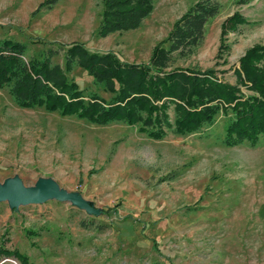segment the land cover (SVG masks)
Listing matches in <instances>:
<instances>
[{
  "label": "rangeland",
  "instance_id": "rangeland-1",
  "mask_svg": "<svg viewBox=\"0 0 264 264\" xmlns=\"http://www.w3.org/2000/svg\"><path fill=\"white\" fill-rule=\"evenodd\" d=\"M45 1L0 0V39L29 44V55L78 42L138 64L197 0H155L139 28L105 38L95 36L101 0L40 9ZM218 2L200 45L187 56L174 53L168 70L212 69L233 84L239 59L264 45V0ZM237 13L246 22L222 34ZM52 61L64 68L63 52ZM67 77L110 98L80 68ZM225 122L219 116L194 134L153 140L122 124L20 109L0 90V186L51 182L88 208L54 198L0 202V247L31 264H264V142L222 146ZM14 261L0 255V264Z\"/></svg>",
  "mask_w": 264,
  "mask_h": 264
},
{
  "label": "trees",
  "instance_id": "trees-1",
  "mask_svg": "<svg viewBox=\"0 0 264 264\" xmlns=\"http://www.w3.org/2000/svg\"><path fill=\"white\" fill-rule=\"evenodd\" d=\"M56 1L46 0L39 8H50ZM251 1L238 0V4ZM154 3L155 0H101L95 36L105 38L139 28L152 13ZM220 9L218 0H197L156 45L147 63H129L112 51H92L78 42L54 44L29 55V44L0 39V90L6 89L20 109H43L96 126L122 124L153 140L168 134H194L222 116L226 120L219 138L222 146L257 147L264 142L263 44L248 49L239 59L233 70V84L218 79L212 69L168 70L174 53L187 56L200 45L206 24ZM245 22L238 13L234 14L223 22L222 34ZM60 52L64 68L52 61ZM76 67L84 70L92 84L110 98L105 100L96 92L80 90L67 77ZM0 255L19 264H31L17 250L0 247Z\"/></svg>",
  "mask_w": 264,
  "mask_h": 264
},
{
  "label": "water",
  "instance_id": "water-1",
  "mask_svg": "<svg viewBox=\"0 0 264 264\" xmlns=\"http://www.w3.org/2000/svg\"><path fill=\"white\" fill-rule=\"evenodd\" d=\"M49 198H54L59 202L73 203L78 207L87 208V205L80 202V200L74 195L64 193L51 182L42 181L34 187L27 188L19 181L12 180L6 182L3 186H0V202H10L12 207H17L24 203H38Z\"/></svg>",
  "mask_w": 264,
  "mask_h": 264
}]
</instances>
